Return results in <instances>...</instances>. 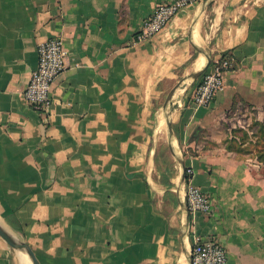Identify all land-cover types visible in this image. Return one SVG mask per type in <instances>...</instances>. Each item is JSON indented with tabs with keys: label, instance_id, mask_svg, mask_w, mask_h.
<instances>
[{
	"label": "crops",
	"instance_id": "1",
	"mask_svg": "<svg viewBox=\"0 0 264 264\" xmlns=\"http://www.w3.org/2000/svg\"><path fill=\"white\" fill-rule=\"evenodd\" d=\"M168 1L0 0V226L39 264H188L200 237L264 264V171L223 140L238 111L264 123V0H198L136 41ZM51 37L66 68L41 115L22 91ZM222 56L223 89L194 105L188 77ZM186 168L210 214L187 210ZM0 264L32 261L0 237Z\"/></svg>",
	"mask_w": 264,
	"mask_h": 264
},
{
	"label": "built area",
	"instance_id": "2",
	"mask_svg": "<svg viewBox=\"0 0 264 264\" xmlns=\"http://www.w3.org/2000/svg\"><path fill=\"white\" fill-rule=\"evenodd\" d=\"M198 0H170L158 4L143 20L136 33V41L148 40L161 31L169 21L186 6ZM37 65L31 71L22 95L26 102L39 114L47 115L52 106V87L57 76L66 68L67 51L60 37H51L39 43L36 48ZM231 66V60L222 56L207 66L195 81L190 93L196 106H208L223 89L224 72ZM184 202L189 212L210 214L212 201L198 186L192 183V168L185 170ZM188 264H229L228 252L212 238H198L189 251Z\"/></svg>",
	"mask_w": 264,
	"mask_h": 264
},
{
	"label": "trees",
	"instance_id": "3",
	"mask_svg": "<svg viewBox=\"0 0 264 264\" xmlns=\"http://www.w3.org/2000/svg\"><path fill=\"white\" fill-rule=\"evenodd\" d=\"M254 124V130L252 134V138L255 139L254 142L248 143L251 145L250 148L245 147L246 141L249 139L248 134L246 131H242V141L237 142L235 139L231 141H227V148L229 150L235 151L238 157L241 158H254L258 162L264 165V123L256 121ZM233 133L236 132V130L232 131ZM245 147V148H242ZM245 149V150H244ZM246 152H244V151Z\"/></svg>",
	"mask_w": 264,
	"mask_h": 264
},
{
	"label": "water",
	"instance_id": "4",
	"mask_svg": "<svg viewBox=\"0 0 264 264\" xmlns=\"http://www.w3.org/2000/svg\"><path fill=\"white\" fill-rule=\"evenodd\" d=\"M209 63H210V61L207 62L206 66H205L202 70H200V71H198V72H196V73L190 75L188 78H191L192 80H195V79L199 78V77L203 74L204 70L207 68V66L209 65ZM182 82H184V80L181 81V82H178V84H176V85H175V86L169 91V93H168V95H167V98H166L165 107H166L168 104H170V103L172 102V100H173V98H174V95H175V91H176L177 87L180 85V83H182ZM168 126H169V130H170V134H171V129H170V125H169V123H168ZM182 177H183V178H182V181L184 182V181H185V177H186V175H185V171H184ZM0 237H1L3 240H5V241H6L11 247L26 252V254L28 255V257H29L30 260L32 261V264H39V262H38V260L36 259V257H35V255H34L33 251L31 250V248H30L26 243L17 241L15 238H13V236H11V235H10L6 230H4L1 226H0Z\"/></svg>",
	"mask_w": 264,
	"mask_h": 264
},
{
	"label": "rangeland",
	"instance_id": "5",
	"mask_svg": "<svg viewBox=\"0 0 264 264\" xmlns=\"http://www.w3.org/2000/svg\"><path fill=\"white\" fill-rule=\"evenodd\" d=\"M254 122H256V121H251L249 119L248 115H246L245 111H238L237 118L232 120V122H231L232 124H230V125L227 124L226 125L227 128L228 127L231 128V132L229 133V131L226 130V134L227 135L224 137L223 140L224 141H231V140L235 139L237 142L242 141V138H243L242 137V131H246L247 134H248L249 139L246 141L244 146L247 147V148H250L251 145H249L248 143L249 142L252 143L255 140L254 138L250 139V138H252V134H253L252 132L254 130V124H253ZM233 130H236V132L233 133L232 132ZM245 147L242 146V148H245ZM244 152H246V151H244ZM258 163L260 164V167H262V171H264V165L263 164L261 165L260 162H258Z\"/></svg>",
	"mask_w": 264,
	"mask_h": 264
},
{
	"label": "bare ground",
	"instance_id": "6",
	"mask_svg": "<svg viewBox=\"0 0 264 264\" xmlns=\"http://www.w3.org/2000/svg\"><path fill=\"white\" fill-rule=\"evenodd\" d=\"M197 61H198V60H197ZM200 62H201V61H200ZM197 64H198V63H197ZM198 69H199V68H198ZM183 83H184V84H183ZM182 84H183V86H182ZM187 84H188V81H184V82L180 83V85L177 87V89H176V91H175V96H177L180 87L182 86L181 89H180L179 94L183 91V89L187 86Z\"/></svg>",
	"mask_w": 264,
	"mask_h": 264
}]
</instances>
